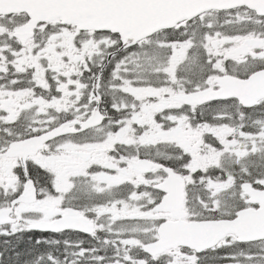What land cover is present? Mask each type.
Listing matches in <instances>:
<instances>
[{
    "label": "rangeland",
    "instance_id": "rangeland-1",
    "mask_svg": "<svg viewBox=\"0 0 264 264\" xmlns=\"http://www.w3.org/2000/svg\"><path fill=\"white\" fill-rule=\"evenodd\" d=\"M48 34H52L53 31L49 26L45 27ZM250 32L246 33H236L232 31L231 33H222L217 37L219 40V45L216 48V52L218 55H224L232 60L241 59L243 55L246 53L251 54L252 59L251 62H256V58L262 56L264 53V43L262 37V31H264V24H259L254 29L249 30ZM72 29H68L67 33H71ZM66 32L62 33L61 38L59 39L61 43H65L67 45L68 53H72L73 48L69 43V39L66 37ZM226 35L230 36V40L227 39ZM213 36V35H211ZM212 40V38H209ZM62 46V45H61ZM170 47V46H169ZM187 44L184 43H175L171 47V55L169 56V64L167 69L169 72H173L176 68L181 64L180 61L185 55ZM98 48V45L92 46L88 49L89 52L94 51ZM227 48V49H225ZM264 56V55H263ZM110 83L112 80H109ZM118 85V84H117ZM122 89L132 93L136 98H150V101L145 104V102H140L138 107L136 108V116L137 122L141 123V126L148 127L149 121L151 117H154V111L160 108L164 104L166 99H169V96L163 88L159 86L156 89L149 87H138L133 86L131 82H128L122 85ZM126 117V116H125ZM211 121L209 132V140L213 144L214 149H210L206 147L201 138L200 131L203 128V124L201 122H197L191 129L189 133H173L168 134L167 137L173 140L176 144H178L182 150L187 152L191 159H203L206 164H210L214 162L217 158H229L234 157L235 159H240L246 157L250 152L249 150H253L258 146L260 142L264 140V127L258 133L241 131L240 129H234L233 124L226 121H213L217 115L211 113L209 115ZM132 127V126H131ZM95 136V135H94ZM95 137H93L94 139ZM144 138V137H143ZM262 162L255 164L250 169V173H255V177L264 184V173H261L264 168L262 167ZM229 169V168H228ZM227 170V168H226ZM232 172L236 175H241V170L238 167H232ZM44 176L40 177V181H45ZM47 180V179H46ZM231 179L229 177V173L225 175L223 179L218 180L216 184L206 182V185L211 188L225 189L229 187V183ZM80 196V193L73 194L72 199H77ZM34 211L39 217L36 208V202L32 204ZM10 228L7 226H0V235L10 234ZM27 242V241H25ZM44 247V246H43ZM55 250H59V248H54ZM222 250H226V247H222ZM63 250H61L62 252ZM71 256L70 251L67 253ZM211 254H213L211 252ZM42 259H45V253H39ZM27 260V259H26ZM23 261V264L26 262ZM229 261L228 264H235L234 262H230L229 257H227Z\"/></svg>",
    "mask_w": 264,
    "mask_h": 264
},
{
    "label": "water",
    "instance_id": "water-1",
    "mask_svg": "<svg viewBox=\"0 0 264 264\" xmlns=\"http://www.w3.org/2000/svg\"><path fill=\"white\" fill-rule=\"evenodd\" d=\"M51 4L46 6L42 5L43 13L40 14L38 17H36V20H46L48 16L58 17L60 19L61 23L64 22H73L79 29H86L90 28L93 24L96 25L97 28H105L107 26L109 20H111V16L108 15L107 10H104L105 7H97L93 11H99L100 15L96 16L97 21H101V23H93L89 17V12L92 10H83L81 8H77L76 6H73L71 9L68 6L67 0H50ZM156 5H159V2H155ZM38 5H35L32 3V10L34 11L37 8ZM85 6H88V3H85ZM157 16H153L150 18L149 21H144L141 23H133L128 22L126 24L122 25V30L125 33V36L129 39H135L140 36H142L145 32L148 31H154L158 29L157 23H156ZM108 27L111 28V24L108 25ZM209 94L208 91L202 92L200 95L201 97H205ZM86 125V123H81V126ZM64 130H68L67 124H63ZM58 133L53 130L49 132L46 136H54ZM30 143H32V140H29ZM20 144H16V147H20ZM245 190H247L251 197L254 199H261L264 200V191H253L252 189H249L246 185L243 186ZM260 216L264 217V204L260 206Z\"/></svg>",
    "mask_w": 264,
    "mask_h": 264
},
{
    "label": "flooded vegetation",
    "instance_id": "flooded-vegetation-1",
    "mask_svg": "<svg viewBox=\"0 0 264 264\" xmlns=\"http://www.w3.org/2000/svg\"><path fill=\"white\" fill-rule=\"evenodd\" d=\"M181 26V25H178ZM93 133H90L89 136L87 137L89 140H93ZM130 182H131V191L133 193H138L141 185L144 182H147L151 185L152 190L155 192V197L153 199V204H155L159 198L161 197V194L158 193L155 189V185L160 182V179L156 176H153L150 179H145L140 172H135L133 171L130 167L128 170H126ZM69 200H62V205L66 206ZM71 201L73 202L71 205L78 207L79 209H84L86 211L90 210L88 213L89 214H94V210L91 209L93 205V200L88 197H80L78 196L77 199H72ZM70 202V201H69ZM36 208L37 212L39 214V217L44 215V217L47 215L51 217H58V210L53 211L52 209H49L47 207H44L43 204L39 201L36 202ZM43 217V218H44ZM101 224L103 223L100 219L98 220ZM104 231V230H103ZM103 231H98L95 235L93 236H88L85 234H82L80 232H73L70 230H64L58 233H40V235L44 236L46 240V245L48 246H55V248H59V250L66 245L67 240H74V241H80L83 242L84 244H88L89 242L94 243L95 245L100 246L102 244V241L104 239V233ZM58 251V250H56Z\"/></svg>",
    "mask_w": 264,
    "mask_h": 264
},
{
    "label": "bare ground",
    "instance_id": "bare-ground-1",
    "mask_svg": "<svg viewBox=\"0 0 264 264\" xmlns=\"http://www.w3.org/2000/svg\"><path fill=\"white\" fill-rule=\"evenodd\" d=\"M42 13H43L42 5H38L37 8L34 10L35 18L38 17ZM135 15H136L135 9L129 10L127 7H125L122 10L121 20H122V22H125V23L130 22L135 17ZM149 20H150V16L146 13L140 14L137 18L138 23H141L144 21H149ZM156 23H157L158 29L163 30V31H167L169 28H173L176 31L180 32L182 29V26H178L180 24L174 22L172 19H170V17H168L166 15L157 16ZM191 37H192V35L188 34V35H186L185 39H190ZM154 165L155 166H163L162 160L160 158H157L154 162ZM129 167L133 171L139 172L138 164L132 159H130L126 162L125 170H128ZM166 171H167L169 178H171V179L175 178L176 172L171 167L166 168ZM263 172H264V170L261 171V173H263ZM45 181H46V178H45ZM155 189L158 193L161 194V182H159L155 185ZM161 200L162 199L160 197L159 200L154 205H159ZM32 237H34V236H32Z\"/></svg>",
    "mask_w": 264,
    "mask_h": 264
},
{
    "label": "trees",
    "instance_id": "trees-1",
    "mask_svg": "<svg viewBox=\"0 0 264 264\" xmlns=\"http://www.w3.org/2000/svg\"><path fill=\"white\" fill-rule=\"evenodd\" d=\"M260 162L264 168V159ZM34 235H38V233L35 231L26 232L23 239L14 240L10 245L3 246L0 244V264H23L26 259L24 264H27L30 259L35 258V255L48 252L47 247L35 243V237H32Z\"/></svg>",
    "mask_w": 264,
    "mask_h": 264
}]
</instances>
